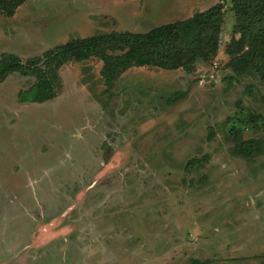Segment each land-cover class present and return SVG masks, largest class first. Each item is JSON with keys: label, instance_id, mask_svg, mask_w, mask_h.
Segmentation results:
<instances>
[{"label": "rangeland", "instance_id": "rangeland-1", "mask_svg": "<svg viewBox=\"0 0 264 264\" xmlns=\"http://www.w3.org/2000/svg\"><path fill=\"white\" fill-rule=\"evenodd\" d=\"M219 1L27 0L0 13V54ZM223 5L218 51L191 72L134 66L105 90L98 58L72 60L43 103L17 101L32 76L0 82V264H264V81L234 74L245 47ZM247 140L261 152L235 153Z\"/></svg>", "mask_w": 264, "mask_h": 264}, {"label": "trees", "instance_id": "trees-1", "mask_svg": "<svg viewBox=\"0 0 264 264\" xmlns=\"http://www.w3.org/2000/svg\"><path fill=\"white\" fill-rule=\"evenodd\" d=\"M26 1L0 0V13L13 16ZM223 1L187 18L162 23L146 31H110L73 38L26 61L12 52H2L0 82L14 72L34 77L35 81L29 87L18 90L17 101L41 103L57 95L60 84L58 70L72 60L82 62L98 58L102 62L100 74L105 90H109L123 72L134 66H154L165 70L182 68L191 72L197 61H208L218 51L224 21ZM230 1L235 16L234 30L239 33L245 47L242 56L233 63L232 70L235 75H241L252 69L264 81V0ZM261 150L258 140H247L239 143L234 152L251 155ZM201 162V159L193 158L187 164L194 167Z\"/></svg>", "mask_w": 264, "mask_h": 264}, {"label": "flooded vegetation", "instance_id": "flooded-vegetation-1", "mask_svg": "<svg viewBox=\"0 0 264 264\" xmlns=\"http://www.w3.org/2000/svg\"><path fill=\"white\" fill-rule=\"evenodd\" d=\"M57 94H58V93H57ZM56 96H57V95H56ZM54 97H55V96H54ZM54 97H53V98H54ZM51 99H52V98H51ZM44 102H45V101H44ZM37 103H38V102H37ZM41 103H43V102H41Z\"/></svg>", "mask_w": 264, "mask_h": 264}]
</instances>
